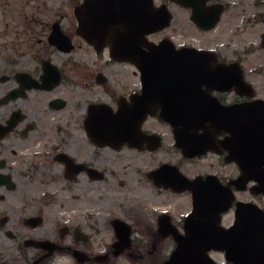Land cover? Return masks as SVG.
I'll return each mask as SVG.
<instances>
[{
	"label": "flooded vegetation",
	"instance_id": "af4514ba",
	"mask_svg": "<svg viewBox=\"0 0 264 264\" xmlns=\"http://www.w3.org/2000/svg\"><path fill=\"white\" fill-rule=\"evenodd\" d=\"M83 2L66 0L58 19L50 27V34L53 28L62 34L61 39L70 51L65 53L52 47L69 54L77 48V40L100 61L105 57L104 68L110 65L131 67L133 80L131 77L112 78L101 68L89 74L87 79H93L107 98L86 103L79 122L84 138L80 143L74 140L71 130L73 115L67 112L64 115L69 105L76 101L71 88L64 86L71 81L69 74L42 57L37 58L40 71L12 73L10 78L16 87L0 98V109L11 105L0 118V264H58L57 260H65L66 264H116L119 259L130 264H142L143 259L147 264H163L176 252V239L222 237L217 230L233 228L239 203L264 211V186L260 183L264 180V158L255 161L252 153L246 150L251 139L264 138V0H153L154 7L168 11L170 19L166 29L147 36L149 42L163 43L176 50L207 51L215 63L234 65L233 73H225L234 80L218 84L208 81L199 90L194 82L186 80L183 95L176 97L167 93L174 89L169 87V82L145 80L147 73L129 63L112 60L108 46L98 53L77 34L75 12ZM64 10L70 11L73 21ZM217 10L220 14L215 26L205 30L216 19ZM179 26L191 28L195 35L207 39L194 41L193 37L186 36L178 40L172 33L173 28ZM224 26L230 28L234 38L245 39L234 42L226 38L213 39L211 34ZM43 63L54 70L44 72ZM18 77L23 82L20 83ZM10 78L3 73L0 82ZM24 83H31V88L17 98L8 97ZM159 84L167 89L160 88ZM217 85L219 88H215ZM29 96L42 101H37L33 109L29 108L23 104ZM133 98L141 108L155 113L147 114L142 121L135 145L112 146L95 142L87 130L89 108L104 106L115 112L121 105L130 106ZM169 101L173 104H167V108L195 110L203 119L178 121L184 127L182 131L180 125L176 129L172 123L158 117ZM191 124H199L202 128L197 133L203 136L200 150L194 154L184 153L177 144L178 134L189 139ZM8 138L12 140L7 141ZM16 154H30L35 165L39 161L35 169L60 171L63 180L69 183H75L81 175L91 182L103 179L100 171L106 170L101 167L102 154L110 171H117L112 162L118 163L128 154L139 160L140 166L135 171H144L149 194L169 200V207L156 208L159 211L148 217L141 211L124 210L122 217H114L109 222L113 240L103 248H93L79 227L72 233L66 227L59 228L53 238L40 236L35 231L44 223V216L38 212L28 214L24 207L14 202L18 189L16 177H26L23 170L15 175L16 169L9 158ZM49 194L42 196L43 203L53 199ZM194 197L209 205L208 216L192 215ZM185 199L184 210L175 207V202L182 205L180 201ZM261 228L255 226L257 230ZM69 234L72 241L66 243ZM120 238L124 239L123 246L113 247ZM138 240L144 242L138 243ZM165 241L169 242V247L164 249ZM206 254L215 264H234L224 252L210 250ZM181 260L191 261L189 257ZM260 261L251 264H264Z\"/></svg>",
	"mask_w": 264,
	"mask_h": 264
},
{
	"label": "rangeland",
	"instance_id": "374dc122",
	"mask_svg": "<svg viewBox=\"0 0 264 264\" xmlns=\"http://www.w3.org/2000/svg\"><path fill=\"white\" fill-rule=\"evenodd\" d=\"M65 1L0 0V75L4 73L10 78L14 72L40 71V60L37 59L39 57L49 60L52 65L67 72L71 81H67L64 86L71 88L72 98L76 101L69 105L64 115L66 112L73 115L71 130L74 132V140L81 143L84 138L79 122L85 113L86 103L90 100L105 101L107 98L102 89L95 86L93 79H87L89 74L101 68L112 78L131 77L132 79L133 70L128 66L110 65L104 68L105 57L100 61L99 57L80 45L77 40H75L77 48L69 54L61 53L48 44L51 24L58 19ZM63 13L73 21L69 10H64ZM173 30L172 34L178 40L187 37H193L194 41L207 39L195 35L191 28L185 26L175 27ZM211 35L218 41L225 38L233 42L245 39V37L238 39L231 36L230 28L227 26ZM14 87L16 85L12 78L0 82V98ZM37 101L41 102L42 99L29 96L27 102L24 101L23 104L33 109ZM10 107L11 105H8L0 109V118ZM8 140L12 139L8 138ZM101 157L103 158L101 167L106 170L100 171L103 173V179L91 182L81 175L75 183L63 180L60 171L35 169L39 161L35 165L30 154H16L13 158H9L16 169L15 175L17 171L26 172V177H16L18 189L14 194L15 204L24 207L28 214L38 212L44 216V223L35 231L38 235L53 238L59 228L66 227L69 233H72L79 227L88 236V243L93 248H103L113 240L109 222L114 217H122L124 210L141 211L148 217L153 212L159 211L156 208L168 206L169 200L149 194L147 190L149 185L143 177L144 171H135L140 166L139 160L125 154L120 162H112L117 171H110L105 155L102 154ZM47 192L51 193L49 195L53 199L43 203L42 196ZM162 202L165 203L163 206ZM180 202L182 205L178 201L174 205L182 211L187 200ZM71 241L72 236L69 234L65 242ZM141 242L144 241L138 240V243ZM165 244L162 245L164 249L169 247V242L165 241ZM56 263L66 264V261L57 260ZM116 264L130 263L119 259ZM142 264H147V260L143 259Z\"/></svg>",
	"mask_w": 264,
	"mask_h": 264
},
{
	"label": "water",
	"instance_id": "95a60500",
	"mask_svg": "<svg viewBox=\"0 0 264 264\" xmlns=\"http://www.w3.org/2000/svg\"><path fill=\"white\" fill-rule=\"evenodd\" d=\"M218 14L219 11L215 15ZM75 15L78 19L77 34L92 45L98 53L108 45L110 57L113 60L133 64L147 73L145 80L169 82V87L174 88L167 91L169 96H182L186 87L183 82L186 80L204 83L208 79L206 73L217 71L220 74L213 80L219 83L226 79L224 77L226 72L234 71V66L220 65L213 68L212 60L208 59L205 52L176 51L172 46H166L163 43L157 46L149 43L146 35L164 29L168 26L170 19L166 10L154 8L152 0H84ZM214 24L208 29L213 28ZM61 35L56 28H53L48 42L62 52H69L70 47H66L67 43L61 39L63 37ZM143 48H146L147 52ZM43 70L49 72L54 69L49 64L43 63ZM18 80L20 83L23 82V79L19 77ZM159 87L167 89L165 85L159 84ZM30 88L31 83H24L19 90L11 92L8 97L17 98L24 93L25 89ZM165 104L166 107L160 111L158 117L172 123L176 129L180 125V131L183 130L184 124H178V121L199 122L203 119L196 114L195 110H171L167 108V104L173 103L169 101ZM149 113L155 114L141 108L138 100L134 98L130 106L121 105L115 113L104 106H91L87 116L88 134L99 144L115 146L126 143L134 146L135 139L140 133L141 123ZM201 128L199 124H191V133L187 135L189 139L183 134L177 135V144L184 153H195L200 150L203 136L197 134V130ZM246 150L252 153L251 158L255 161L263 159L264 138L251 139ZM260 183L264 186V180ZM208 206L203 199L194 197L192 215L208 216L209 213L206 212ZM256 225L262 228L257 230ZM220 232L222 237L215 239H176L177 251L164 264H204L206 262L214 264L210 259L206 260V252L211 249L224 251L228 260L234 258V264H251L260 260L264 263V211L252 205L238 204L234 227L227 231L220 229ZM123 244L124 239L120 238L113 247H122ZM184 257H189L191 261H176Z\"/></svg>",
	"mask_w": 264,
	"mask_h": 264
}]
</instances>
